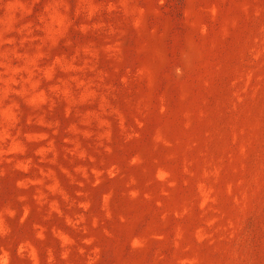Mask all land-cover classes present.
Segmentation results:
<instances>
[{"label": "rangeland", "instance_id": "374dc122", "mask_svg": "<svg viewBox=\"0 0 264 264\" xmlns=\"http://www.w3.org/2000/svg\"><path fill=\"white\" fill-rule=\"evenodd\" d=\"M0 264H264V0H0Z\"/></svg>", "mask_w": 264, "mask_h": 264}]
</instances>
